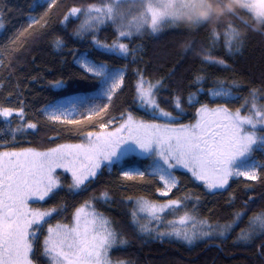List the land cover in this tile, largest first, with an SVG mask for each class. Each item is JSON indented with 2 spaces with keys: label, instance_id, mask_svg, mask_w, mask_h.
<instances>
[{
  "label": "trees",
  "instance_id": "16d2710c",
  "mask_svg": "<svg viewBox=\"0 0 264 264\" xmlns=\"http://www.w3.org/2000/svg\"><path fill=\"white\" fill-rule=\"evenodd\" d=\"M106 1L55 0L52 3L41 0L43 6L33 10L32 0H0V22L4 25L0 28V105L23 107L25 114L23 122L15 115L10 122L0 118V152L23 149L44 152L60 145L81 144L87 132H98L100 124L110 120L119 122L122 114L127 113L138 120L155 122L137 102L136 88L141 77L157 85L154 92L159 107L178 116L182 123L193 118L199 105L223 106L236 111L238 101L244 100L246 104L257 102L264 106V26L253 31L233 16L218 22L221 26L215 29L217 35L214 37L216 24L197 25L194 29L175 24L157 34L123 40L129 49V54L123 58L104 54L92 43L95 36L110 45L116 39L111 25H104L96 33L81 38L74 35L80 27V19L64 20L72 7L87 9L89 5H102ZM239 14L251 18L245 10H239ZM230 21L237 31L245 29L244 34L239 35V43L231 50L225 35V26ZM57 40L63 42L62 47L57 48ZM205 53L212 59H223L225 64L204 62ZM80 54L123 69L124 82L111 101L102 100V104L108 105L106 111L91 121L85 119L87 112L81 109L83 115L73 117L81 123L55 122L45 114L49 106L66 99L80 100L97 92L96 82L76 64ZM198 76L204 77L202 84L196 83ZM56 81H63V87H54ZM221 81L226 87L238 86L233 90L238 99L227 104L209 99V89ZM201 88L199 102L189 105L186 99ZM176 97L181 99V109L175 107ZM22 123H35L37 127L13 135L11 129ZM253 158L259 164L258 178L254 181L229 180L222 192L210 193L188 174L174 171L177 187L168 196L158 197L157 189L162 186L156 177L145 174L142 179L136 176L129 180L120 173L119 166H112L110 170L103 166L87 183L86 190L78 193L70 190V178L60 175L61 186L35 207L41 210L57 208L49 224H68L76 208L90 202L125 241L110 255L113 261L124 264H264V229L253 225L254 220L264 218V155L254 151ZM136 163L146 165L148 162L141 159L126 161L129 166ZM104 194H107L106 200ZM141 198L158 205L166 204L168 200H181L177 213L188 215L194 225L207 221L220 227L231 224L236 213L244 215L226 237L198 239L193 245L186 246L156 238L154 227L148 229L151 231L143 229L142 219H138V224L133 223V203ZM168 219L172 220L171 217L164 218L161 224L165 229L159 227L157 234L170 229ZM242 233H251L252 238L241 241ZM33 259L36 264H47L39 243L34 247Z\"/></svg>",
  "mask_w": 264,
  "mask_h": 264
},
{
  "label": "snow or ice",
  "instance_id": "6c2138e0",
  "mask_svg": "<svg viewBox=\"0 0 264 264\" xmlns=\"http://www.w3.org/2000/svg\"><path fill=\"white\" fill-rule=\"evenodd\" d=\"M47 2V0H45ZM55 0H52L54 3ZM129 3L139 8V15L127 25L128 30L118 28L119 37L142 32L148 18L151 19V32L157 33L161 26L172 22L186 7L185 0H109L104 7L89 5L87 9L72 7L64 17H76L84 14L86 19L74 33L83 38V34L94 32L97 25L107 21L116 23L124 19V14L117 11V5ZM43 6L41 0H32L31 8ZM51 7V3L49 4ZM244 10L258 17L264 18V0H244ZM169 8L172 9L169 12ZM2 20V14H0ZM203 26L199 20L193 21ZM32 23H35L33 20ZM0 22V28H3ZM32 24H29L31 27ZM221 25L216 23L212 35H217L215 29ZM228 37L229 50L239 43V33L231 21L225 26ZM23 35V33H21ZM93 45L104 54L126 58L129 54L128 46L124 43L102 44L93 37ZM57 48L63 42L57 40ZM204 62L208 64L224 65L223 59H212L209 53L204 54ZM76 63L90 74V78L97 84V92L93 96L80 98V102H72L69 107L52 105L49 119L68 124H79L82 121L73 118V112L83 115L81 109L87 112L85 119L91 121L93 117L105 112L108 105L102 104L103 98L111 101L113 95L124 82V70L111 67L105 62H96L87 54L76 57ZM203 76L196 78V83L202 84ZM143 77L137 84L136 93L139 106L147 110L153 119H163L165 123H146L136 119L131 113L122 114V123L112 130H107L113 121L100 124L101 131L86 133L87 144L60 145L46 152L33 149H23L19 152H0V264H36L31 254L33 241L39 236L43 225L48 222L58 209L53 207L40 210L29 206L30 200L45 201L59 188V178L56 169L63 168L71 173L70 190L78 193L86 190L91 181L101 169L102 165H121L131 153H138L145 157H155L151 169L153 175L159 176L163 183L162 189H157L160 196H168L177 187V181L172 174L176 168L186 169L196 181L203 183L208 191L224 189L230 178L244 177L256 180V165L251 160L252 153L264 150V108L253 106L252 114L241 115V110L230 111L228 107L209 108L207 104L197 109V121L191 125L172 127L178 122V116L160 108L155 98L154 89L157 85L147 84ZM54 87L62 88L63 81H56ZM238 87L225 86L219 82L209 89L208 95L227 104L230 100L238 99L233 90ZM190 94L189 105L198 103V95ZM176 109H181V99L174 100ZM22 122L25 119L24 109L10 108L0 105V118L10 122L13 116ZM35 123H23L11 129L13 135L27 129H36ZM125 179H141L145 173L137 171L123 172ZM107 199V194H104ZM138 211L131 215L133 223L138 224L139 213H146L149 223L163 222V214L178 209L182 201L168 200L166 204H154L143 198L137 201ZM244 213H236L231 224L220 226L217 233L220 237L227 234L238 224ZM73 225L56 224L47 228V235L43 241V254L51 264H113L109 257L111 249L125 243L119 233L111 226V222L97 212L90 202H85L76 208ZM172 223V222H170ZM179 224L184 225L186 218L181 217ZM143 230V229H142ZM158 231V229H157ZM215 226L207 221L201 222L199 231L192 235L181 233L173 229L171 232H158L159 236H175L192 243L198 237H210ZM252 238L251 233H242L239 239L247 242ZM264 251V246H262ZM118 264H124L123 261Z\"/></svg>",
  "mask_w": 264,
  "mask_h": 264
},
{
  "label": "rangeland",
  "instance_id": "374dc122",
  "mask_svg": "<svg viewBox=\"0 0 264 264\" xmlns=\"http://www.w3.org/2000/svg\"><path fill=\"white\" fill-rule=\"evenodd\" d=\"M44 1H45V0H44ZM51 1H52V0H47V2H51ZM107 3H109V0L106 1L104 4H102V5H97V6L104 7ZM185 3H186V5H187V7H186V8H185V9H184L179 15H191V14H194V11H195L197 5L203 6V0H185ZM116 7H117V11H118V12H121V13L124 14V19H123V20H118L116 23H113V22H111V21H107L106 23H104V24H102V25H97V30H96V31H94V32H88V33H85V34H83V35L96 33V32L98 31V29H100L102 26L107 25V24L112 26V29L114 30V32H115V34H116V39H115L111 44H113L114 42L122 43L123 40H125V39H130V38H132V37H139V36H143V35H148V34L151 35V34H154V33L151 32V19H150V17H149L148 20H147V23L144 24V28H143V30H142L141 33L136 34V33H135V30H134V28H133V35H131V36H129V37H119V31H118V28H122V30L127 31V30H128L127 25L129 24V22H130V21H133V19L136 18V17L139 15V8H138L137 6H133L132 4H129V3H122V4L117 5ZM171 11H172V9L169 8V12H171ZM245 12H246V11H245ZM77 18L80 19V26H81V25L84 23V20L86 19V16H85L84 14H78V16H76V17H69V19H77ZM175 24H177V23L174 22V24H173L172 22H169V23H167V24H164V25L161 26V30L164 29V28H166V27H168V26L175 25ZM79 28H80V27H79ZM161 30H160V31H161ZM158 32H159V31H158ZM158 32H157V33H158ZM157 33H156V34H157ZM100 43L105 44L104 42H100ZM111 44H110V45H111ZM80 55H81V54H80ZM76 64L79 66L78 63H76ZM79 67H80V66H79ZM80 68H81V67H80ZM81 69H82V68H81ZM89 75H90V74H89ZM145 82H146V85H145V86H147V84H151V83H149V82H147V81H145ZM137 84H138V83H137ZM153 85H155V84H153ZM154 90H155V89H154ZM137 99H138V98H137ZM209 99H211V100H217V99H214L213 97H211L210 95H209ZM103 100H107V99H106V98H103ZM186 100H187V102H188V99H186ZM230 101H232V100H230ZM72 102H77V103H79L80 100H79V99H75V98H73V99H66V100H64V101L57 102V103H55V104H53V105H64V106H66V107H69V106L71 105ZM137 102H139V101H137ZM188 104H189V103H188ZM238 104H239V109L241 110V115L252 114V110H253V106H254V105H255L257 108H264V106L259 105L257 102H253V103H251V104H246L244 100H240V101H238ZM51 106H52V105H51ZM51 106H49V107L45 110V114H46L48 117H49V114H50L51 111H52ZM201 106H202V105H199V106L197 107V109L200 108ZM147 112H148V111H147ZM233 112H235V111H233ZM148 113H149V112H148ZM76 114H77V113L73 112L72 116L74 117ZM154 120H155V122H146V123H165V121H164L163 119H154ZM53 121H55V122H61V121H58V120H53ZM196 121H197V110L195 111L193 118L190 119L188 122L186 121L185 123H182V122L178 121V122L172 124L171 126H172V127H179L180 125H191V124H195ZM122 122H123L122 120L119 121V122H115V121H114L112 124L109 125V128H108L107 130H112V129H114L115 127L119 126V124L122 123ZM99 131H101V129H100ZM99 131H98V132H99ZM87 143H88V140H87V137H86V138L84 139V141H83L81 144H87ZM256 151H258V152H260L261 154L264 155V150H256ZM4 152H14V151H4ZM37 152H38V151H37ZM44 152H46V151H44ZM130 159H141V160H146L148 163L146 164L147 166H146V165H140V163H136L135 165L129 166L128 164H126V161H127V160H130ZM153 159H155V157H145V156L140 155V154H138V153H131V154H129V156L126 158V160H125L121 165H118V166H119V169H120V173L123 175V172H124V171H129V172H131V173H135V172H137V171H143L145 174H149V175H151V176L156 177V178L159 180V182L161 183V186H162V188H163V183L160 181L159 176H156V175L151 174V173H152L151 164H152V160H153ZM251 160L255 163V165H256V171H257L258 168H259V164L257 163L256 160H254V158H253V153H252ZM103 166L107 167L109 170H110L111 167H112L111 165H107V164L102 165V167H103ZM141 166H142L143 168H142ZM102 167H101V168H102ZM99 170H100V169H99ZM99 170H98V172H99ZM174 171L184 172V173L188 174V175H189L194 181H196V180L192 177L191 173L188 172L186 169L176 168V169L172 170V174H173ZM257 172H258V171H257ZM55 175H56L59 179H60V175H65V176H67V177L70 178V181H71V183H72L71 173L66 172L63 168L56 169ZM123 176H124V175H123ZM174 178H175V177H174ZM232 179H242V180L254 181V180L246 179V178H244V177H242V176H241V177H232V178H230L231 181H232ZM196 182L199 183L200 185H202V186L204 187V185H203L202 182H200V181H196ZM204 188H205V187H204ZM57 189H58V188H57ZM57 189H56V190H57ZM205 189H206V188H205ZM56 190H54V191H56ZM222 190H223V189H219V190H213V191L210 192V191H208V190L206 189V191H208V192H210V193H213V192H219V191L222 192ZM158 197H166V196H160L159 193H158ZM138 201H139V200H138ZM41 202H43V201L30 200V201H29V206H30L31 208H36L35 206H37V204H40ZM92 208H93V207H92ZM37 209H39V208H37ZM40 210H41V209H40ZM132 210H133V211H134V210L138 211V204H137V201H136L135 203H133V208H132ZM74 212H75V211H74ZM177 212H179V210H178V209H175V210L168 211V212H166L165 214H163V220H164V218H166V217H171V218H172V220H171V219H168V221H167V225L170 226V229H169V230H164L163 232H171V231H173V229L175 228V230L180 231L182 234H183V233H187V234H189V235H192V233H193L194 230H195V231H199V230H200V228H201V223H199L200 225H198V224H197V225H194V223L191 224V223H190V217H188V215H186V214L183 215V213H177ZM73 217H74V213H73V215H72L71 221L68 223V225H70V226L73 225V223H74V218H73ZM181 217H185V218H186V223H185L184 225H181V224L178 223ZM138 219H142V220L144 221L143 229H145V231H151V230H148V229L154 227V228H153V234H154V236H155L156 238H159V239H161V238H164V239H170V240L177 241V242H179V243L185 244L186 246H191V245H193L198 239H201V240H202V239L208 238V237H204V238H200V237H198V238L195 239L192 243H188V242L185 241L184 239H182V238H177V237H175V236H163V237H161V236H159V234L156 233V230H157L159 227H164L163 224H161V223L158 224V223L155 222V221H152L151 223H149V217L147 216L146 213H139V217H138ZM258 219H259V220H254V221H253V225H254L255 227L261 226V227L264 229V218L261 217V218H258ZM49 221H50V219L48 220L47 223H45V224L43 225V228L40 230L39 236H38L37 238H35L34 241H33V251H34V247L36 246V244L39 243L40 246H41V252H42V255H43L44 259L47 261V264H51L50 260H49L47 257H45L44 254H43V241H44L45 236L47 235V228H48L49 226H55L56 224H65V223H54V224H49ZM139 222H140V221H139ZM170 222H172V223H170ZM156 228H157V229H156ZM164 229H165V227H164ZM219 231H220V227H215V231H214L213 235L210 236V237H220V236L217 234ZM123 245H124V243L121 244V245H119V246H123ZM117 247H118V246H117ZM117 247H115V248H113V249L110 250V252H109V257H110V255H111V251H112V250H115ZM31 256H32V258H33V253L31 254ZM110 259H111V257H110ZM111 261L113 262V264H118V261H113L112 259H111Z\"/></svg>",
  "mask_w": 264,
  "mask_h": 264
},
{
  "label": "clouds",
  "instance_id": "9594fccd",
  "mask_svg": "<svg viewBox=\"0 0 264 264\" xmlns=\"http://www.w3.org/2000/svg\"><path fill=\"white\" fill-rule=\"evenodd\" d=\"M244 0H203V6L197 5L194 14L177 15L175 22L186 28L194 29L197 25L193 22L199 20L204 24L215 25L218 22L229 20L236 16L253 31H258L264 26V18L256 15L255 10L251 14V18L240 16L239 10H244ZM245 29L238 30L239 35L244 34Z\"/></svg>",
  "mask_w": 264,
  "mask_h": 264
}]
</instances>
